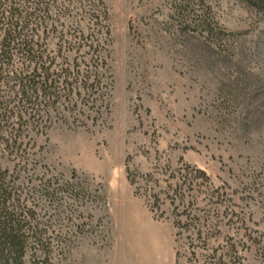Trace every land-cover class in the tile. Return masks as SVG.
I'll return each instance as SVG.
<instances>
[{
  "label": "rangeland",
  "instance_id": "374dc122",
  "mask_svg": "<svg viewBox=\"0 0 264 264\" xmlns=\"http://www.w3.org/2000/svg\"><path fill=\"white\" fill-rule=\"evenodd\" d=\"M199 1L186 13L211 18L223 37L184 30V0H105L108 111L84 124L61 111L64 121L27 130L25 165L1 156L39 189V225L51 243L42 264H199L230 244L238 264H264V13L241 0H203L206 12ZM186 166L209 176L186 191L197 199L192 212H228L198 261L166 196ZM46 187L55 189L51 201ZM210 188L222 199L206 205Z\"/></svg>",
  "mask_w": 264,
  "mask_h": 264
},
{
  "label": "trees",
  "instance_id": "16d2710c",
  "mask_svg": "<svg viewBox=\"0 0 264 264\" xmlns=\"http://www.w3.org/2000/svg\"><path fill=\"white\" fill-rule=\"evenodd\" d=\"M184 1L177 6L184 30L225 35L211 18L187 14L194 9L189 7L191 0ZM241 1L264 13V0ZM197 9L209 11L203 0ZM109 43L105 0H0V158L15 155L18 163L25 165L23 153L31 140L27 130L43 132L61 119V111L82 114L83 119L71 117L72 123L79 124L94 123L102 110L108 111ZM145 177L152 178V174ZM197 178L199 184L193 181ZM178 179L166 196L174 205V225L184 229L191 259L198 261L196 250L209 248L210 237L219 235L221 219L228 212L225 209L219 214L215 208L203 209L201 215L192 212L197 199L192 200L186 191L209 184L203 170L186 166ZM44 190L49 201L55 198V189ZM208 190L206 205L222 199L218 189ZM38 193L35 185L24 184L18 174L0 163V264H42L48 260L51 243L39 225ZM202 256L199 264L206 258L209 264H225L226 258L230 264H238L241 258L234 244L225 253Z\"/></svg>",
  "mask_w": 264,
  "mask_h": 264
}]
</instances>
